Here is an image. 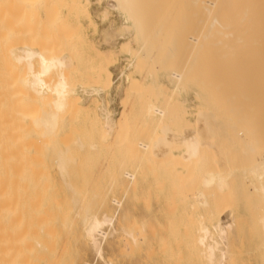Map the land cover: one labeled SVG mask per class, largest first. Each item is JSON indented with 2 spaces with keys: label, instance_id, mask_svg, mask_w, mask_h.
<instances>
[{
  "label": "bare ground",
  "instance_id": "bare-ground-1",
  "mask_svg": "<svg viewBox=\"0 0 264 264\" xmlns=\"http://www.w3.org/2000/svg\"><path fill=\"white\" fill-rule=\"evenodd\" d=\"M135 1L137 0H133V1L132 0H107V2L105 3L106 4L105 6L114 11L116 10L122 13L121 16L123 17L122 18L123 20L120 24H118V29H121V30L123 29L126 30V28L130 29V31L133 32L134 42L135 40L137 42L138 38L141 39L140 42L138 41L137 43L139 44L137 45L138 47L137 48L134 47L135 49L130 45L129 40L120 42L118 46L119 47L118 49H121L127 55H129V60L127 64L126 65L124 64L126 66V67L124 66L125 69L127 71L132 69L135 73H138V76H139L143 73V72L141 73V71L143 69L145 70L149 63H152L150 61L152 60L151 59L152 56L151 55L149 56L150 51H148L149 50L148 48L151 47L150 45H153V44H150L149 39L150 38L152 39L153 36L159 37L161 35V32H160L161 28H158L160 27V25L158 24L159 25V26L157 25L158 29H156V31H153V35L149 36L150 37L149 39L147 38L148 37L147 35H150L151 33L150 34L148 33L151 31H149L148 29L147 30L149 32L147 31L146 35H144L145 36L144 38L142 36H139V30H140V26L143 20H141L140 17L137 16L138 19L141 20L139 21L137 17H135L136 14H134L135 16H133L132 13L130 12V9L133 12L132 6L135 5L134 3ZM173 2L175 3V1ZM88 3H89V0H0V264H63L62 260H65L64 252H65L66 240L69 235V229L71 227V224L74 218L75 208H79V210L81 209V212L83 213L82 221L84 222V229H83V234H82V240L94 251L97 257L101 258L102 252H103L102 242L105 240L106 235H107V233L103 230V226L112 224L115 215H117L120 208L122 207L123 201L128 199L130 193L136 191L137 189H141L143 191L149 190V187L147 188L143 186L145 184L144 182H145V177H146L144 165H146L147 168H150V166L151 165L153 166V164L157 166V168L159 167V169H161L162 172H165L166 174H168L166 176H170V175L180 176L183 181L176 179V182H179V183L181 181L182 183L184 182L183 185H179L182 188L187 186L185 182H188V183L195 182L196 183V181H197V184L200 182L201 184L199 185H201L203 188V189H196V187L194 186L195 190L194 188H192L193 190L191 191L190 194H187V195L185 193H184L185 195L183 194L185 198L187 197L188 199L186 202V205L191 209L192 207L193 209L194 207H196V209L198 208V213H195L193 209H192L193 213L191 214H188V213L184 214L182 212L183 214L181 215V218L183 219H181L180 222L178 224H175L173 227L171 226V230L168 231L169 234H173L174 236L175 235L180 236L179 232L181 231L183 232L182 237H187L188 241L189 239L192 240L193 238L194 240L190 241L189 242L190 244L188 242L187 243L189 244V246L192 245L194 246V248H197L198 255L196 256L199 257L202 264H236L235 263L236 257H233L235 256V254L232 252L230 253V248L228 249L229 243H231V241L229 240H230L231 235L236 234V232L237 233L239 232V229H238L239 223L237 220L244 219V221L243 220L242 221L246 222L250 219V222L254 221L253 216L252 218L249 217V219L246 218L248 216L247 210H249L248 208H250L248 207V204L251 201L250 198L252 197H258L259 201H257L258 205L256 206V210H255V207H253L254 211L252 208H251L252 211L249 210L251 212V214L249 213V215H252L253 213L256 212L255 214V219L257 220L256 223L260 225V227L258 228L259 229L261 228L260 230H262L264 234V145H262L264 143V141H262L264 140V138H262L264 136L263 134L264 128L263 129L260 128L264 126L262 125L264 122L261 123L262 121H264V113H262V111L259 108V111L261 112V114H259L260 112L257 111L258 110L257 108L253 109L251 108V105L246 104V100L248 99H244V97H246L247 95L246 92L248 91L246 90H245L246 92L243 91L244 88H246V85H243V84H245L246 82L241 84L243 86L241 87L243 89L241 91L242 93L238 91V90H241L240 87H238V90L235 87H233L234 85L235 86L238 85L237 83H240L241 81L243 82V80H246L247 77L249 78L250 74L254 76L257 75V77L261 76L257 80H256V77L252 76L253 77L252 81L255 78L256 82L254 81V83L257 84V88L260 87V89L262 90L258 92H260L259 94H263V97H264V0H189V1L187 0L188 5L186 4V0H185V4L187 5L186 7L191 8V10L187 9V11H190V12H187L189 14L187 15V18H185V20L187 19V22H183V23H186L183 26L184 27L187 26L188 31L184 30V32L186 31L187 34L184 33L183 35H185L186 37L184 36V38L182 39H180L181 37H179L178 39L180 41L184 39V41H181L180 43L184 42L183 44H186L187 42V45L189 44L190 46L191 45L192 46L190 47L188 45V47H190L191 49H187L186 47H184L187 49L186 51L189 50V52H187L188 54L186 53V55H189V57L187 56L188 60L186 61V67L183 68L185 63L182 62L183 66L180 63L181 71L179 70L180 72L178 73L173 72L171 73L172 75L169 74L170 76H168L167 78L168 80L169 79L171 80V82L169 83H171L173 87L170 86V87H167V89L165 90H162V91L160 90L162 86L160 87L159 81L156 80V75H153L154 70H156V68H153V67L151 68V69H154L152 70L153 73L151 75H153L155 79L149 78V82L147 83L146 81L144 85L142 84V81L139 78L133 77L131 75L132 73L125 74L124 72L125 70H122V74L125 75V81L127 82V90H128L127 92L129 93L128 95L126 92L125 95L127 94V96H130V94L138 90V89L135 90L136 88L140 89V87L142 86L144 94L142 92L136 95H139L138 96L139 99L142 94L143 96L145 95V98H146L144 106H139V107L143 108V111L141 108L142 119H143L142 121H144L143 124L146 123L150 127V128L147 127L148 129H150L149 131L150 132L149 134H151L150 138L152 137L154 138L155 135H158V136L163 135V136H160V138L157 136V139L151 142V139L149 140V134H148V139L146 138V134H145L144 138H146L150 142L139 141L137 142V146L135 148L131 146L133 149L136 150L135 152L138 153V156H136V159H135L136 160L135 163L130 164L127 167L122 166L121 169L119 167L120 165L119 164L117 167L120 169V171H117L119 169L114 168L116 170L117 177L114 178L113 182L118 187L121 188L122 193L119 197L111 198V203L115 206V208L112 211H104L100 215L89 214L88 211L91 210V206H90L91 204L89 205L85 203L84 207L89 206L90 208L88 211L81 206V203L79 202V198L83 196V191H84L83 185L74 184L72 182V174H71L72 172L70 171L69 173V171L67 170L68 168L67 162L70 161V157H71V154L69 153V151L72 149V148L70 149V147L72 146L71 142L73 143L75 142L76 144H78L79 147H82V143L79 139L77 138L75 140L69 139L72 133L71 130L74 129V127H72V125L74 124L71 125L72 120L75 118L76 114H78L77 113L78 109L82 107V106H79V105H82L78 97L79 92L75 90L76 85L75 87L73 86V84H75L77 80V79L75 80V77L77 76H73L75 74L73 69L79 68L80 70V66L78 65L79 64L78 61H80L79 60L80 56L78 59L77 58L78 56L75 54L77 53L76 49H75L76 52L74 53V55L71 54L73 53L72 52L73 50H70L71 53L69 51L70 47L73 44L71 40L74 39V38L71 39L72 37L71 35H73L74 33V32L71 33V29L73 27L71 28L69 26L70 30L67 29V27L65 26L66 23H64L65 21L63 22L64 18L63 17L61 18L60 14H58L59 11L56 12L60 6L62 7L65 6L64 8H67L68 15L69 13H71L73 17L78 16V15L85 16V18L88 19V22L90 24L91 18H90V14L88 11ZM183 3L184 2H182V4ZM182 4L179 5L178 3L179 5L178 6L175 3L176 9H178ZM185 4L183 5V7L185 6ZM150 5H152V3ZM166 5L168 4H165L163 7H165ZM172 8L169 7L168 10L172 11L171 10ZM161 10H163V8H161ZM168 10H166L167 13L163 15H169ZM174 10H175V7H174ZM40 11H44L43 21H41L42 18L40 15ZM101 11H102V17H103V15L106 12V8L102 9ZM174 12L177 13L176 10ZM180 12H181V9L178 13L180 14ZM156 14L157 13H155V15ZM105 15L104 17H106ZM155 15L153 14V16ZM139 16H141V14ZM171 16L173 15L171 14ZM180 17L181 16H179V18ZM60 18L62 19V22ZM166 19L167 18H165V20ZM175 19H176L175 22L177 23L178 18H175ZM42 22L44 24H42ZM139 22L141 24H139ZM146 22L148 23V21ZM40 23L42 25H39ZM156 23L158 22L156 21ZM55 24H56L55 27L57 28H54L56 29V32L55 30L53 32V28L51 26ZM57 24H60V25L57 26ZM161 24L163 23L161 22ZM45 25L48 27L50 31L49 33L50 35L54 36L57 34L59 36H62V35L65 36L66 34H64L63 32H65L66 30V33L68 32L71 33V34L68 33L71 37L69 38L68 37L69 35H66L67 39L63 37L64 38L63 40L62 37L60 38L57 35L54 36V39L53 37L51 38L49 35V38H48L46 34L47 31H45L47 28L44 27ZM78 25L77 27H79ZM61 29H64V30H61ZM39 30L41 32H39ZM43 30L45 31V34L47 37L46 39L43 38V35H44ZM166 30H165L164 36L166 34ZM78 33L80 32L78 31ZM74 34L80 37L79 34H76V32ZM75 35L73 36L75 37ZM124 35H126V33ZM40 36L43 39V41H41L42 39L40 38ZM83 36L80 37L81 39L77 38V41L78 39H80L81 41ZM68 38L70 42L68 41ZM57 39L59 40L61 39V40L58 41ZM147 39L149 40L148 43H147ZM185 39H186V42H185ZM26 40H27V43L25 42ZM52 40L53 41L57 40L54 42H59L61 44L59 43L54 44ZM13 41L15 43H13ZM38 41L39 42L41 41V43H39ZM67 41L69 42V45ZM16 42L17 44L19 42L21 45L18 44L19 45L18 47L12 49V47L16 45ZM157 42L160 43V41H157ZM28 43L30 44L27 45ZM31 43L34 46H32ZM64 43H66L69 46L68 47L65 44L66 48H69V49L66 50V48H63ZM70 43L72 44L70 45ZM78 43L79 41L77 42V45L74 44L73 48L71 49H74L75 46H78L79 45ZM148 44L150 45L148 46ZM179 46H181V44ZM174 47L176 48L177 45L176 46L174 45ZM78 48H80L81 50V47H78ZM182 48H183V45H182ZM151 49L154 50L153 47H151L150 50ZM63 50H65V52L62 53L61 51ZM94 50H95L94 53H96L97 49H94ZM173 50L175 51L174 48ZM102 51L98 52L96 55L92 52L95 57L99 55L97 58L98 63L95 64L96 62L94 63L93 61L94 66L91 65L94 67L92 68L94 70L92 71L93 74L89 76L86 74L87 77L83 78L84 77L83 76L77 80L82 85L80 86L81 87L80 93L83 95L89 96L91 94H95L98 96L100 95L101 92L107 89L109 90L110 84L112 82L110 79V71L108 70L109 67L107 65L108 63L110 64L111 60L114 61V59H111V54H110L113 51H111V49L110 50L107 49V51L105 52H102ZM78 52L80 53L81 51H78ZM159 52L161 53V51ZM83 53H85V51H83ZM166 53L168 54V52ZM172 53H173L172 56L176 57L177 52L176 53L172 52ZM112 54L114 55L115 53L113 52ZM155 55L157 56L158 53ZM186 55L184 57H186ZM85 56H83L82 58H84ZM94 56L93 57L89 56L88 59L94 58ZM156 56L154 57L158 58L160 54L158 55V57ZM75 57L78 59L76 60L78 64L73 61L74 60L73 58ZM155 60H158V59H155ZM218 60H219V65L221 64V67H222L219 71V73L222 72L220 76H218L219 74L215 70L217 67L212 68L214 67L213 63H215ZM225 60H227V62ZM228 60L230 64H232V62L235 63L239 61L240 62L242 61L241 63L243 64L239 63L240 64L239 65L236 63V65L234 64L232 65V67H230L227 65ZM251 60L252 62L254 60L253 65H256L254 66L255 68L251 65H248L252 63L250 62ZM178 61H181V60L178 59ZM221 61L222 62L225 61V62L221 63ZM246 61L250 63L246 64L247 63ZM74 63L77 64L76 68H74L75 67ZM87 63H88V60L86 64L84 65L90 66V64L87 65ZM164 63H166V61ZM95 65H96V68H95ZM161 65L163 64H160V66ZM91 66H90V69H91ZM250 66H251L252 71H249ZM227 67H230V69H228ZM177 68L179 69V66ZM211 68L214 71H212ZM259 68H260V71H259ZM226 69L230 71L229 73L231 74L232 78L234 75H236L237 77L238 75H240L241 79L242 77H246V78L243 80H238V78L235 77L236 82L234 83L233 79L230 77V74L227 72L228 73L227 75V73L225 72ZM79 70L76 69V71H79ZM203 70L205 74L203 73ZM247 70L249 72H246ZM90 71H88L89 72L88 74H90ZM150 71H148V73H151ZM199 72L201 74V77L197 75L199 74ZM224 72L226 73L225 75L223 74ZM202 73L204 76L202 75ZM208 73L210 74L208 76H211L212 74L213 75L211 77H207L206 75ZM187 74L188 75L192 74V76L189 75L192 78L190 79L192 82L194 80L193 78L195 77L197 78V76L198 78H202L204 82H206L205 80H207V78L212 79L214 82L217 83L216 87L218 88H222L223 86L225 87V88L223 87L224 89L222 88V90H223V93H227V94H223L222 92H220L222 96L223 95L225 96V97L223 96L224 99L221 96L220 100L223 101L226 99V95L232 94L229 97H230V100H234L233 101L234 106L232 105L233 104L232 101H230L231 103H229L231 106L229 104L228 105L230 107L237 106L236 108H238V106L239 107L242 106L241 108L243 109L238 108L237 111H236V108H234L235 110L231 108V110L229 111V113L231 112L230 114L226 111L230 115V117L229 115H227V113H226V116L231 118V125L228 126V128L229 127L232 128V133L230 132L231 134L225 137L224 140L221 139V141L223 142L225 141L224 143L222 142L223 144H220L219 142L221 141H218L221 135L219 131L216 130L217 127L213 129V132H212L213 134L211 135L212 139H210V137L209 139L205 137L206 136L205 134L209 135L210 133L208 131L210 130L208 127L209 124H211L213 121V118L216 117L214 116V113H213L215 109L214 110L212 109L211 111L212 107L211 108L209 107L210 108L209 110L212 112L210 115L209 114L204 115V113H201L199 115L200 113L199 111H198V114L196 113L197 115H199V117L197 116L198 120L196 122H199L200 120H202V122L204 123L202 124V126H199L200 124L199 125L197 124L198 125L197 127L189 128L187 127L188 125L186 124L185 126L181 127L180 130L176 127L175 129L169 128L170 126L169 121H171L170 124L177 125L182 120L181 118L176 116L177 114L179 113L189 114L191 111V110L189 111V109L187 110L186 109L187 107L186 108L181 107L180 109H177V107L180 105L179 101L181 100V98L180 100L177 98V95L179 93L181 95V92H184L183 90L181 91V82L183 81L182 84L185 86L186 84L184 83L189 81L188 78H190V77H187L188 76ZM245 74H247V76ZM214 75L215 76L217 75V77L221 79H218ZM185 76L187 78H185ZM148 77H150V75ZM198 78L194 80V83L196 80H198V84L201 83L199 82L200 79ZM223 78L225 79L223 80ZM231 79L233 83L230 82ZM142 80L145 81L144 78ZM184 80L186 82H184ZM219 80L220 81L223 80L224 83L222 81L220 82ZM72 81H74V83H72ZM172 81L174 84H172ZM210 81L211 80L209 81L207 80L208 85L207 83L205 84L207 88L208 86H211L212 83H214L213 81H211V84H210L209 83ZM204 82H202V84H204ZM252 83L249 84L248 87H250ZM255 84L253 86H255ZM84 85H87V87H83ZM195 85L197 87V82ZM213 85H215V83ZM199 87H200L199 89L202 88L201 84ZM216 87L212 86V88H216ZM226 87L227 88L229 87L230 89H226ZM248 87L246 89H248ZM196 89L197 88H195V90ZM209 89H210V92L207 89L208 93L206 92V90L204 93L212 95V96H209V95L204 96V94L202 93L204 97L202 96L203 97L202 101H200L201 99L198 100L200 101L199 104H202L204 106L205 105L209 106L208 104L211 103L212 98L214 99V100L212 99V104L217 105V103H213V101L220 102V100L218 99L220 97L217 98L218 100H215L216 99L215 96L219 95L218 93L221 89L219 90L217 89L213 90L211 88ZM193 90L194 89H192L191 91ZM211 90L213 91V93H215L216 91L218 93L217 94L215 93V96H214V94L211 93L212 92ZM224 90L226 91L229 90V91L224 92ZM249 91L251 93V89ZM252 94H255V92L253 91ZM194 95L195 96L193 97H195V99L196 97L199 98V96H201L198 91L197 92L194 91ZM238 96H240L239 98L241 101L239 100ZM229 97H227V99ZM255 97L256 95H254V98ZM259 97L260 96L256 97L258 101L255 99L256 103L254 104L255 106L262 107L261 106L262 104L264 106V100H263L264 98L261 95L262 100H263L262 101L261 99L259 100ZM251 98H253V95L251 96ZM235 99L239 100L240 103L239 101ZM252 100L253 99L250 100L251 104L254 102V101L252 102ZM89 101H91V98ZM259 101H261L262 104ZM242 102L244 104H241ZM91 103H93L94 105L96 103V100L93 98ZM102 103H105V101ZM180 103H183V102L180 101ZM225 103L226 102L223 101L222 104L224 105H222L221 103L219 104L223 107L225 106ZM205 107L204 109H206ZM226 107L228 108V106L226 105L224 107L225 110H227ZM96 108L98 107H95V110ZM221 108L219 106V108H216V109L221 110ZM248 108H250L253 112ZM132 110L133 109H131V111ZM241 110H242V113H240ZM247 110H250V111H247ZM100 111H101V114H98V116L101 117L100 118L101 120L99 119L101 130H98V131L99 132L101 131V133L105 136L111 133L112 135L114 134L117 135V132L119 131V129L124 128L128 124V123L126 124L127 121H126V117L124 118V116H122L121 119L115 122L112 117L113 111L108 110L106 107L105 108L100 107ZM139 111L140 110H138V112ZM245 111L250 114H248L247 116ZM122 112L123 111H121V113ZM121 113L119 115H121ZM257 113L261 117L258 116ZM219 116H221V113L219 114ZM252 116L253 118H251L250 119L251 121H249L248 118ZM254 117L255 118L257 117L258 119L259 118L260 119L258 120L256 118L255 120ZM224 118L222 119V122L224 121ZM133 119H135V117H133ZM225 120L230 121V119H227V118ZM252 121H254L253 124L256 123V125H252ZM258 122H260L261 124L260 126H258L259 124L257 125ZM213 125H211V128ZM215 125H219V124L215 123ZM138 126H140V123L138 124ZM253 126H255L257 130L258 128H260L261 130L260 129L258 130L260 133L256 131ZM223 127L225 128L226 125L224 124ZM142 129L140 130V133L141 131L142 133H145L143 132ZM124 131H123V134H124ZM101 133H100V136H101ZM222 133H225V130H222ZM259 135L261 136L262 139H260ZM118 137L120 138V136ZM88 140H89V137H88ZM61 142H63L64 144L62 143L63 147L60 149L58 144ZM161 143L164 145V147H160L159 144ZM105 144L106 143H104L103 145L105 146ZM56 145L59 148L58 150H55L56 159L53 161V164H50V165L46 164L44 161L45 151L52 149V148L54 149ZM90 146L93 149H95L96 147L95 144H91ZM174 147H177V150H173ZM225 147L229 148V150L227 148H226L227 150H225L228 153L223 151ZM131 151L134 154V150H131ZM89 152L87 153V155L89 154ZM98 152L99 151L97 149L96 153ZM120 156H122V154ZM148 158L153 160L152 162L153 164H149L148 163L149 161L145 163V161L148 160ZM114 163H116V161ZM232 164L234 165L235 168L232 167L233 166ZM54 167L58 170L59 183L61 182L62 185L65 187V190L68 193L67 196L60 195L61 188L57 187L58 182H56V180L54 181V179L52 178L51 168H54ZM123 167L124 169H122ZM225 167H229V168L232 167V169L228 171L229 169L228 168L226 171ZM114 169H113V172H114ZM153 174L152 176H154ZM180 177L178 178L180 179ZM168 178H172L173 180V177L171 176ZM160 183L157 182L155 183L154 186L155 187L159 186ZM171 183L172 182H170L169 184ZM172 185L174 186V181ZM179 186H174V189L178 190ZM169 187H171V185ZM174 189L172 190L171 188L170 189L172 190L171 192H173ZM94 193H97V192H94ZM102 193H103V190H102ZM176 193H178V191H176ZM179 193H181L180 190H179ZM182 193H183V189H182ZM76 197H78V199ZM83 198H85V196H83ZM258 198H256L255 200H258ZM90 199L94 200V197ZM252 201H253V198H252ZM94 202L95 201H93V203ZM251 204L252 203H250L249 206H251ZM241 206H243V210L242 211L240 210L241 211L240 212L237 210L236 207H239L241 209ZM245 218L247 219L246 221H245ZM251 219L253 221H251ZM243 222H242V226H243ZM252 224L255 225L254 223H251V225ZM247 226L249 227L247 228V230L249 231L251 229V226L249 225ZM252 228H256V226L255 227L253 226ZM244 230L246 231V229ZM256 230L258 229L256 228ZM250 231L252 232V229ZM140 233H142V231H140ZM122 234H125V236L130 237V238L132 237L130 232L124 231V233ZM142 237L143 236L141 235V238ZM256 237L258 238L259 236L256 235ZM259 238H260L259 239L260 244H258L259 243L258 240H257L258 243H256L257 250H259V253L261 254L259 257L260 259L259 264H264V240L261 241L262 236H260ZM132 241L134 244L135 239L133 237H132ZM163 244L165 245V243ZM256 244H254V246ZM253 247L251 249H253ZM254 249H256V247ZM68 264H74V262H69ZM83 264H89V263H83ZM108 264H112V263L109 262Z\"/></svg>",
  "mask_w": 264,
  "mask_h": 264
},
{
  "label": "rangeland",
  "instance_id": "rangeland-1",
  "mask_svg": "<svg viewBox=\"0 0 264 264\" xmlns=\"http://www.w3.org/2000/svg\"><path fill=\"white\" fill-rule=\"evenodd\" d=\"M133 1V0H132ZM147 1V2H146ZM161 1V2H160ZM173 1H175V3H176V5H178V3H179V5L180 4H182V2H184L178 9H176V5H175V3L173 2ZM173 1H171V0H137V1H135L134 3H135V7L134 6H132L133 7V12H132V10L130 9V12L132 13V15L133 16H135L134 14H136V16L135 17H140V19L141 20H143L142 21V24L139 22V24H141V26H140V30H139V36H142L143 38L145 37L144 35H146V33H147V31L149 30V31H151V32H149L148 34H150V35H147L148 37V39L150 38L149 36H151V35H153V31H156V29H158V28H161L159 31L161 32V35L160 36H162V37H155V36H153V37H155V38H153L152 37V39L150 38L149 40L147 39V43H148V41L150 42V44H153V45H155V46H153V45H150V44H148V46L150 45L151 47H153L154 48V50L153 49H151V50H153V51H151L150 50V48L151 47H149L148 49V51H150V54H149V56L151 55L152 57H151V59L152 60H150L152 63H149L148 64V66H147V68L146 67H144V68H146L144 71L142 70L141 71V75H139L138 76V73H135L132 69V72H131V70H129V71H127L126 69H125V65L127 64V62H128V60H129V55H127L124 51H122L121 49H118L119 47V44H120V42H122V41H125V40H129L130 41V45L134 48H137L138 46L137 45H139V44H137L138 43V41L140 42V40L141 39H139L138 38V40H137V42H136V40H135V42L133 41L134 39H133V32H131L130 31V29H127L126 28V30L125 29H123V30H121V29H118V24H120L121 22H122V13L121 12H119V11H114V10H112V9H110V8H107L105 5V3L107 2V0H89V3H88V11H89V14H90V18H91V21H90V24H89V22H88V19L87 18H85V16H81V15H78V16H74L73 17V15L71 14V13H69V15H68V11H67V8H64L65 6H60L59 8H58V10L56 11V12H58V14H60V16H61V18L63 17L64 19H63V22L64 23H66V27H67V29H69V26L72 28L71 29V33H75L76 32V34H79V36L81 37V36H83L82 37V40L80 41V37H78V35L76 36L74 33H73V35H75V37L73 36V35H69V34H71L70 32H68V33H66V30H65V32H63L64 34H66V35H69L68 37L70 38L71 37V39H73V40H71V42L73 43H70V45L72 44V46L70 47V49L69 48H66V46H68L69 45V38H68V45L66 44V43H64V46H65V44H66V46L64 47L63 45V48H66V50L67 49H69V51L70 50H73L72 52L73 53H71V51H70V53L71 54H73L74 55V53L77 51V53H75L77 56V58L79 59V56H80V61H78L79 62V64L77 63V61L76 60H78L76 57L75 58H73L72 60L74 61V62H76L79 66H80V70H79V68H76V65L77 64H75L74 63V65H75V67L74 68H76L77 70H79V71H76V69H73V71H74V75L73 76H77V77H75V80L77 79H79V78H81V77H83V78H85V77H87V75L89 76V75H91V74H93V72L92 71H94L92 68H94L93 66V64L95 63V64H97L98 62H97V58H98V56L99 55H97L96 57L94 56V54L96 55L98 52H101L102 50H104V51H102V52H105V51H107V49H111V51H113L115 54L113 55L112 53L113 52H111L110 54H111V59H114V61L113 60H111V62H110V64L108 63V70L110 71V79H111V84H110V87H109V90L107 89V90H105V91H103V92H101L100 93V95H95V94H91V95H89V96H86V95H83V94H81L80 93V89H81V87L80 86H82L77 80H76V82H75V84H73V86L75 87V85H76V87H75V90H77V92H79L78 93V97H79V100H80V103L82 104V105H79V106H82V107H80L79 109H78V114H76V116H75V118L72 120V123H71V125L72 124H74V125H72V127H74V129L73 130H71L72 131V133H71V135H70V137H69V139H72V140H75L76 138L77 139H79L80 141H81V143H82V147H79L78 146V144H76L75 142L73 143V142H71V147H70V151H69V153L71 154V157H70V161H68L67 162V170L69 171V173H70V171L72 172L71 174H72V182L74 183V184H77V185H83V189H84V191H83V196H85V198H83V196H81L80 198H79V202L81 203V206L83 207V208H85L87 211L90 209L89 208V206L88 207H84L85 206V203L86 204H91L90 206H91V210H89L88 212H89V214H97V215H100L102 212H104V211H112L114 208H115V206L111 203V198L112 197H119L120 195H121V193H122V190H121V188L120 187H118L114 182H113V180H114V178H116L117 177V174H116V170L115 169H119L117 166L119 165V167H120V169H121V167L122 166H128V165H130V164H133V163H135V159H136V156H138V153L137 152H135L136 150L135 149H133V148H135L136 146H137V142H139V141H145V142H150L149 140L151 139V142L152 141H154V140H156L157 139V136L158 135H155L154 136V138L152 139V138H150L151 136V134H149L150 132V129H148L147 127H149L146 123H144L143 124V122L144 121H142L143 119H142V111H143V108L142 107H139V106H144V103H145V95L143 96V94H144V92H143V89H142V86L140 87V89L139 88H136L135 90H137V91H134L132 94H130V96H127V94L129 95V93L127 92L128 90H127V82L125 81V75H123L122 74V70H125L124 72H125V74L126 73H132L131 75L133 76V77H136V78H139L141 81H142V84L144 85L145 83H146V81H147V83L149 82V78L150 79H153L154 77H153V75H156V80L157 81H159V83H160V90L162 91V90H165V89H167V87H170V86H172L173 87V85H171V83H169V82H171V80L169 79H167L168 78V76H170L169 74H171V73H173V72H176V73H178V72H180L181 71V67H180V65L182 64V62L183 63H185V65L183 66V64H182V66H183V68L184 67H186V61L188 60V57H189V55H186V53L187 52H189V50L188 51H186L187 49H191L190 47L192 46H190L189 44V46L190 47H188V45H187V42H186V39H185V42H186V44H183L184 42H182V43H180L181 41H184V39L183 40H179L178 38L179 37H181L180 39H182V38H184V36L185 35H183L184 33L185 34H187L186 33V31L184 32V30H187L188 31V29H187V26L186 27H184L183 25H185L186 23H183V22H187V19L185 20V18H187V15L189 14V13H187V12H190V11H187V9L188 10H191V8L189 7V8H187L186 6L188 5V3H187V0H186V4H185V0H177V2H176V0H173ZM181 1V2H180ZM189 1V0H188ZM159 2V3H158ZM163 2V3H162ZM168 2V3H167ZM144 4V5H142V4ZM147 3V4H146ZM152 3V5H150ZM154 3V4H153ZM158 3V4H157ZM161 3H162V5H161ZM170 3H172V4H170ZM165 4H168V5H170V6H168V5H166L165 7H163ZM185 4V8L183 7V5ZM150 5V6H149ZM154 5H156V6H154ZM172 5V6H171ZM175 5V6H174ZM178 5V6H179ZM137 6H138V8H137ZM161 6V7H160ZM62 7V8H61ZM106 8V12H105V16L106 17H104V15H103V17H102V9H104V8ZM131 7V8H132ZM167 7V8H166ZM169 7H173L171 10L173 11H170V10H168V8ZM174 7H175V10L177 11V13L180 11V9H181V12H180V14L178 13H175L174 11ZM184 9H183V8ZM61 8V9H60ZM153 10H152V9ZM161 8H163V10H161ZM136 9H138V10H136ZM140 9V10H139ZM183 9V10H182ZM186 9V10H185ZM135 10V11H134ZM155 10V11H154ZM160 10H161V12H160ZM166 10H168V14L169 15H163V14H166L167 13V11ZM67 13H66V12ZM100 11H101V13H100ZM150 11V12H149ZM153 11V12H152ZM163 11H164V13H163ZM44 11H40V15H41V18H42V20L41 21H43V17H44V13H43ZM62 12V13H61ZM130 13V14H131ZM147 13V14H146ZM155 13H157L156 15H155ZM162 13V14H161ZM173 15V16H171V14ZM174 13V14H173ZM93 14V15H92ZM138 14V15H137ZM141 14V16H139ZM143 14V15H142ZM153 14L155 15V16H153ZM183 14V15H182ZM159 15H161V16H159ZM184 15H186V16H184ZM46 16V15H45ZM144 16V17H143ZM163 16V17H162ZM179 16H181L180 18H179ZM184 16V17H183ZM76 17H77V19H76ZM101 17V18H100ZM138 17H137V19H138ZM172 19H171V18ZM174 17V18H173ZM60 18V20H61V22H62V19ZM148 18H150V19H148ZM154 18V19H153ZM160 18H161V20H160ZM162 18H164V19H162ZM165 18H167L166 20H165ZM169 18V19H168ZM175 18H178L177 19V23L175 22L176 21V19ZM183 18V19H182ZM80 19V20H79ZM93 19V20H92ZM174 19V20H173ZM87 20V21H86ZM111 20V21H110ZM139 20V19H138ZM141 20H139V21H141ZM150 20V21H149ZM159 20V21H158ZM184 20V21H183ZM79 21V22H78ZM146 21H148V23L146 22ZM156 21L158 22V23H156ZM165 21H166V23H165ZM170 23H169V22ZM174 21V22H173ZM179 21H181V22H179ZM77 22V23H76ZM91 22H92V24H91ZM161 22L163 23V24H161ZM80 23H81V25H80ZM144 23V24H143ZM150 23V24H149ZM179 23V24H178ZM42 24H44L43 22H42ZM41 23L39 24V25H42ZM79 26V27H77V25ZM154 24H156V25H154ZM160 25V27H158L159 25ZM168 24V25H167ZM60 24H57V26H59ZM68 25V26H67ZM149 25V26H148ZM158 25V26H157ZM56 26V24L55 25H53V26H51L52 28H53V32H54V30H55V32H56V29H54V28H57V27H55ZM75 26H76V28H75ZM144 26V27H143ZM152 26V27H151ZM44 27H46L47 29L45 30V31H47L46 32V34H47V36H48V38H49V33H50V31H49V29H48V27L45 25ZM50 27V28H51ZM82 27V28H81ZM147 27V28H146ZM155 27V28H154ZM158 27V28H157ZM167 27V28H166ZM174 27V28H173ZM185 29H184V28ZM41 28V27H40ZM61 28H62V26H61ZM79 28V29H78ZM152 28V29H151ZM165 28V29H164ZM172 29V31H171V29ZM66 29V28H65ZM148 29V30H147ZM167 29V30H166ZM61 30H64V29H61ZM70 30V29H69ZM68 30V31H69ZM164 30V31H163ZM165 30H166V34H165V36H164V33H165ZM175 30V31H174ZM180 30V31H179ZM37 31H38V29H37ZM44 31V30H43ZM42 31V32H43ZM45 31H44V35H45V37H44V35H43V38L44 39H46L47 37H46V34H45ZM58 31H59V29H58ZM78 31L80 32V33H78ZM123 31V32H122ZM39 32H41L40 30H39ZM126 33V35H124L125 33ZM145 32V33H144ZM168 32V33H167ZM174 32V33H173ZM178 34H177V33ZM62 33V34H63ZM85 33V34H84ZM131 35H129V34ZM171 33V34H170ZM51 34H53V33H51ZM56 34V33H55ZM59 34V33H58ZM123 34V35H122ZM163 34V35H162ZM174 34V35H173ZM176 34V35H175ZM182 34V35H181ZM39 35H40V33H39ZM42 35V34H41ZM57 35V34H56ZM56 35H54V36H56ZM61 35V34H60ZM64 36V35H62V36H59V35H57L58 37H62V39L64 40V38L63 37H67V36ZM128 35H129V37H128ZM166 35H167V37H166ZM54 36L53 35H50V37L52 38L53 37V39H54ZM170 36V37H169ZM57 37V38H58ZM122 37H124V38H122ZM164 37V38H163ZM173 37V38H172ZM186 37V36H185ZM40 38H41V36H40ZM56 38V37H55ZM77 38H80V39H78V41H79V45L78 46H75V47H77V48H75L74 47V49H71V48H73V46H74V44H76L77 45ZM126 38H128V39H126ZM130 38V39H129ZM158 38V39H157ZM176 38V39H175ZM42 39V38H41ZM41 39H39V40H41ZM67 39V38H66ZM123 39V40H122ZM165 39V40H164ZM172 39V40H171ZM29 40V39H28ZM37 40V39H36ZM51 40V39H50ZM49 40V41H50ZM58 41H60L59 39H57ZM57 40H54V41H57ZM155 40H156V42L157 41H160V43H156L155 42ZM164 40V41H163ZM177 40H179V41H177ZM41 41H43V39L41 40ZM41 41L39 42V43H41ZM46 41H48V40H46ZM53 41V40H52ZM53 41V42H54ZM66 41V40H65ZM64 41V42H65ZM75 41V42H74ZM132 41V42H131ZM154 42V43H152V42ZM177 43H176V42ZM26 43H27V40L25 41ZM30 42V41H29ZM33 42V41H32ZM51 42V41H50ZM52 42V43H53ZM163 42V43H162ZM165 42V43H164ZM13 43H15L14 41H13ZM49 43V42H48ZM59 42H54V44H58ZM63 43V42H62ZM156 43V44H155ZM162 43V44H161ZM173 43V44H172ZM178 43H180L181 44V46H179L180 44H178ZM18 44L19 45H21L19 42H18ZM17 44V42H16V45H14V44H12V45H14L13 47H12V49H14V48H16V47H18L19 45ZM30 43H28L27 45H29ZM35 44V43H34ZM59 44H61V43H59ZM167 44V45H166ZM170 44V45H169ZM192 44V43H191ZM31 45H32V43H31ZM30 45V46H31ZM134 45H136V46H134ZM157 45V46H156ZM174 45L176 46L177 45V47L175 48L174 47ZM182 45H183V48H182ZM185 45H187V46H185ZM32 46H34V45H32ZM61 46V45H60ZM69 47V46H68ZM78 47H81V50H80V48H78ZM184 47H186V48H184ZM97 49V51H96V53H94L95 52V50L94 49ZM134 48V49H135ZM158 50H157V49ZM173 48L175 49V51L173 50ZM75 49H76V51H75ZM79 49V50H78ZM87 49V50H86ZM113 49H115V50H113ZM146 49V48H145ZM167 49H169V50H167ZM171 49H172V51H171ZM180 49V50H179ZM117 50H118V52H117ZM179 50V51H178ZM183 50H184V52H183ZM78 51H81L80 53H81V55H80V53L78 52ZM83 51H85V53H83ZM146 51V50H145ZM159 51H161V53L159 52ZM62 53L63 52H65V50H63V51H61ZM68 52V51H67ZM94 54H93V53ZM166 52H168V54L166 53ZM170 52V53H169ZM172 52H174V53H176L177 52V54H176V57H173L172 55H173V53ZM179 52V53H178ZM79 53V54H78ZM88 53V54H87ZM149 53V52H148ZM153 55H152V54ZM158 53V55L160 54V56L158 57V55L156 56L155 54H157ZM184 53H185V55H186V57H184L185 55H184ZM91 54V55H90ZM93 54V55H92ZM167 54V55H166ZM182 54H183V56H182ZM188 54V53H187ZM190 54V53H189ZM73 55H72V57H73ZM87 56V58H86V56ZM165 55V56H164ZM83 56H85L84 58H82ZM89 56H94V58H91V59H88L89 58ZM116 56V57H115ZM154 56H156V57H158V58H155ZM169 57V58H167V57ZM174 56H175V54H174ZM188 56V57H187ZM113 57V58H112ZM183 57V58H182ZM128 58V59H127ZM158 59V60H155V59ZM172 58H173V60H172ZM182 58V59H181ZM187 58V59H186ZM95 59V60H94ZM164 59V60H163ZM170 59V60H169ZM178 59H180L181 61H178ZM87 60H88V63H87V65L88 64H90V66L91 65H93V66H91V69H90V66L88 67V66H86V65H84V64H86V62H87ZM92 60V61H91ZM153 60H155V61H153ZM172 60V61H171ZM185 62H184V61ZM90 61V62H89ZM93 61H94V63H93ZM160 61V62H159ZM166 61V63H164ZM226 62H227V60H225ZM224 61V62H225ZM257 61V60H256ZM255 61V62H256ZM91 62H92V64H91ZM169 62H171V63H169ZM178 64H177V63ZM224 62H222L221 61V63H224ZM242 62V61H241ZM240 61L239 62H235V63H233L232 62V64H230L229 63V60H228V66H230V67H232V65H236V63L237 64H239V63H241ZM243 62H245V61H243ZM247 62V61H246ZM250 62H252V60L250 61ZM250 62H247L246 64H248V63H250ZM181 63V64H180ZM253 63H254V60H253V62L252 63H250V64H248V65H251V66H256V65H253ZM81 64V65H80ZM125 64V65H124ZM156 64V65H155ZM158 64V65H157ZM160 64H163V65H161L160 66ZM218 64V65H217ZM241 64H243V63H241ZM245 64V65H246ZM257 64V63H256ZM258 64H259V62H258ZM226 65V64H225ZM240 65V64H239ZM247 65V66H248ZM125 66V67H124ZM179 66V69L177 68ZM213 66L214 67H212V68H218V70H217V68L215 69L217 72H218V76H220V74L222 73V72H220L219 73V71H220V69L222 68L221 67V64L219 65V60L218 61H216L215 63H213ZM251 66H250V70L249 71H252L251 70ZM78 67V66H77ZM82 67V68H81ZM156 68V70H154V69H151V68ZM230 67H227L228 69H230ZM249 67V66H248ZM85 68V69H84ZM95 68H96V65H95ZM177 68V69H176ZM211 68V69H212ZM255 68V67H254ZM91 71H90V70ZM253 69V68H252ZM83 70V71H82ZM151 70V71H150ZM152 70H154V74L153 75H151L152 73H153V71ZM180 70V71H179ZM202 70V69H201ZM76 71V72H75ZM88 71H90V74H88L89 72ZM121 71V72H120ZM148 71H150L151 73H148ZM155 71H156V73H155ZM212 71H214L213 69H212ZM222 71V70H221ZM248 70L246 71V72H249ZM259 71H260V68H259ZM133 72H134V74H133ZM201 72V71H200ZM200 72H199V74H197L199 77H201V74H200ZM210 72H211V70H210ZM226 73L228 72H230V71H228L227 69H226V71H225ZM223 73L224 75L226 74V73ZM245 72V73H246ZM203 73L205 74V72H204V70H203ZM203 73H202V75H203ZM228 73H227V75H228ZM87 74V75H86ZM193 74V73H192ZM192 74H189V75H191L192 76ZM215 74V73H214ZM230 74V73H229ZM239 74V73H238ZM237 74V75H238ZM244 74V73H243ZM150 75V77H148ZM172 75V74H171ZM188 75V74H187ZM187 76V77H190V76ZM194 75V74H193ZM196 75V74H195ZM208 75H210L209 73L206 75L207 77H211V76H208ZM232 75H234V74H232ZM246 76H247V74H245ZM249 75V74H248ZM251 75V76H250ZM249 75V78L250 77H256V80L257 79H259L260 77H257V75L256 76H254V75H252V74H250ZM198 76H197V78H198ZM204 76V75H203ZM202 76V77H203ZM205 76V77H206ZM215 76V75H214ZM223 76V75H222ZM186 76H185V78H187ZM193 77H195V76H193ZM206 77V78H207ZM215 77H217V75L215 76ZM214 77V78H215ZM230 77L232 78V76H231V74H230ZM238 78V80H243V79H245L246 77H242V79H241V77H240V75H238V77L236 76V75H234L233 76V82L235 83L236 81H235V79L236 78ZM253 77L252 78H246V80H243V82L241 83H237L238 85H240V86H238V85H231V86H233V87H235L237 90H238V87H243L241 84H243L244 82H246L245 84H243V85H246V88L249 86V84H251L252 82V85H250V87H248V89L250 88L251 89V93H250V89L248 90V89H246V88H244V90L241 88V90H238L239 92H241L242 90L244 91V92H246V91H248V92H246V97H244V99H248V100H246V104H249V105H251V108H257L258 110L257 111H259V108H260V110L262 111V113H264V106H263V104H262V102L261 101H259L261 104H259V105H261L262 107H259V106H255V104L254 103H256V101H255V99H256V97H258V96H260L259 97V100L261 99L262 100V97H263V94H259L260 92H258V91H262L261 89H260V87L259 88H257V84H255L254 83V81L256 82V80H255V78H254V80L252 81V79H253ZM144 78L145 79V81L144 80H142V79ZM196 77L195 78H193L194 80L195 79H197ZM204 78V77H203ZM218 78V77H217ZM216 78V79H217ZM73 79H74V77H73ZM155 79V78H154ZM190 79H192L191 77L190 78H188V80L189 81H187V79H186V81L184 80V82H186V83H184V84H186L185 86L182 84V82H181V91L183 90L184 92H181V95H180V93L178 94L179 95V97H178V95H177V98L180 100V98H181V102H183V103H180V101H179V106L177 107V109H180L181 107H187L186 109L188 110L189 109V111L191 110L192 111V113H191V111H190V113L189 114H184V113H179V114H177L176 116L177 117H179V118H181L182 120L177 124V125H175V124H170L171 123V121H169V128L170 129H175V127L176 128H178L179 130H180V128L181 127H183V126H185L186 124L188 125L187 127H191V128H194V127H197L199 124V126H202V124H204L203 122H202V120H200L199 122H196L197 120H198V117H199V115L201 114V113H204V115H207V114H211L212 112V109L214 110L215 109V111H213V113H214V116H216V117H214L213 118V121H212V123L211 124H209V129L210 130H208L210 133H209V135L208 134H205L206 136V138L207 139H209V137H210V139H212L211 137V135L213 134L212 132H213V129H215L216 127V130H218L219 131V133H220V135H221V137L218 139V141H221V139H223L224 140V138L225 137H227V136H229L231 133H232V128L231 127H229L228 128V126H230L231 125V118H229L230 117V113H229V111L231 110V108L232 109H234V108H236V107H230L231 105L229 104V103H231L230 101H232V103H233V101L234 100H230V97L229 96H231V95H226V99L225 100H223L224 102H226L225 103V106L227 105L228 106V108L226 107V109L227 110H225L224 109V107L225 106H221L219 103H223V101L222 100H220L221 99V96H222V94H220V92H222L223 93V90H222V88L224 87L223 85H225V84H223L222 86V88H218V87H216L217 86V83L216 82H214L212 79H210V78H207V80L209 81V80H211V81H213L214 83H215V85H213L214 83H212V85L211 86H208V88L206 87V83H207V85H208V82H207V80H205L206 82H204V80L202 79V78H198V79H200L199 80V82H201V83H199L198 84V80H196L195 81V83H194V80H193V82L190 80ZM215 79V80H216ZM218 79H221V78H218ZM225 78H223V80H224ZM226 79H227V77H226ZM232 79H231V81L230 82H232ZM248 79V80H247ZM74 80V81H75ZM168 80V81H167ZM183 80V79H182ZM201 80H203V81H201ZM223 80H221L222 82H223ZM237 80V81H238ZM74 81H72V83H74ZM190 81H191V83L193 84H191L190 83ZM211 81L209 82L210 84H211ZM220 81V80H219ZM220 81V82H221ZM251 81V82H250ZM144 82V83H143ZM196 82H197V87H196ZM202 82H204V84H202ZM232 82V83H233ZM249 82V83H248ZM78 83V84H77ZM190 83V84H189ZM219 83V82H218ZM224 83V82H223ZM227 83V82H226ZM229 83V82H228ZM172 84H174L173 83V81H172ZM200 84H201V89L203 90H201V89H199L200 87ZM222 84V83H221ZM220 84V85H221ZM231 84V83H230ZM248 84V85H247ZM255 84V86H253ZM77 85H79V86H77ZM199 85V86H198ZM219 85V84H218ZM206 88H205V87ZM212 86L213 87H216V88H212ZM255 87V88H253V87ZM83 87H87V85H84ZM166 87V88H165ZM172 87H171V89H172ZM182 87H183V89H182ZM194 87V88H193ZM164 88V89H163ZM195 88H197L196 90H195ZM209 88H211V89H217V90H219V89H221L220 91H219V93L216 91L215 93L217 94H219L218 96H215V93H213V91L211 92L212 94H214V96L216 97V99L215 100H220V102L218 103V102H216V101H213V103H217V105L216 104H212V99H211V103H209L208 105L209 106H207V105H202V104H199V102L200 101H202V98L205 96V95H209V94H205L204 92H205V90H206V92L208 93V90H209V92H210V89ZM225 88V87H224ZM223 88V89H224ZM239 88V89H240ZM170 89V88H169ZM169 89H168V91H169ZM185 89V90H184ZM192 89H194L193 91H191ZM199 89V90H198ZM208 89V90H207ZM226 89H230L229 87L227 88L226 87ZM233 89V88H232ZM231 89V90H232ZM252 89H253V91L255 92V94H252L253 93V91H252ZM260 89V90H259ZM235 90V89H234ZM246 90V91H245ZM257 90V91H256ZM124 91V92H123ZM194 91H198L199 93H200V95L201 96H199V98L198 97H196V99H195V97H193V96H195L194 95ZM200 91H202V92H200ZM226 90H224V92H225ZM229 91V90H228ZM228 91H226V92H228ZM236 91V90H235ZM237 91V92H238ZM127 92V94L125 95V93ZM143 92V94L141 95V97H140V99H139V95H136V94H140V93H142ZM230 92H232V91H230ZM229 92V93H230ZM234 92V91H233ZM258 92V93H257ZM106 95H105V94ZM108 93V94H107ZM202 93L204 94V96L202 95ZM242 93V92H241ZM263 93V92H262ZM123 94H124V96H123ZM191 94V95H190ZM223 94H227V93H223ZM244 94V93H243ZM243 94H242V96H243ZM249 94V95H248ZM187 95V96H186ZM253 95V98H251V96ZM254 95H256V97L254 98ZM261 95H262V97H261ZM93 96V97H92ZM104 96V97H103ZM106 96V97H105ZM133 96V97H132ZM186 96V97H185ZM203 96V97H202ZM209 96H212V95H209ZM224 96V95H223ZM222 96V97H223ZM184 97V98H183ZM193 97V98H192ZM201 97V98H200ZM214 97V98H215ZM218 97H220V98H218ZM225 97V96H224ZM224 97H223V99H224ZM227 97H229L228 99H227ZM240 96H238V98H239ZM248 97V98H247ZM250 97V98H249ZM83 100H81V99ZM90 98H91V101H89L90 100ZM95 99L96 100V103L93 105V103H91L92 102V99ZM106 98V99H105ZM123 98V99H122ZM142 98V99H141ZM189 98V99H188ZM198 98V99H197ZM218 98V99H217ZM237 98V97H236ZM264 98V97H263ZM103 99V100H102ZM128 99V100H127ZM193 99V100H192ZM201 99V100H200ZM242 99V98H241ZM251 99H253L252 100V104H251V102H250V100ZM123 100V101H122ZM185 100H186V102H185ZM198 100H200V101H198ZM214 100V99H213ZM228 102H227V101ZM235 100H237V99H235ZM239 100H240V98H239ZM239 100H237V101H239ZM243 100V99H242ZM257 100V99H256ZM264 100V99H263ZM262 100V101H263ZM105 101V103H102V102H104ZM132 101V102H131ZM241 101V100H240ZM240 101H239V103H240ZM258 101V100H257ZM83 102V103H82ZM89 102H90V104H89ZM100 102V103H99ZM244 102V101H243ZM241 103V104H244V103ZM134 103H135V105H134ZM139 103V104H138ZM258 103V102H257ZM105 104V105H104ZM197 104V105H196ZM230 106H229V105ZM241 104H240V106H241ZM196 105V106H195ZM202 105V106H201ZM222 105H224V104H222ZM233 106H234V103L232 104ZM258 105V104H257ZM201 106V107H200ZM215 106H216V108H219V106H220V108H221V110H222V112H221V110L220 109H218V110H220V111H218L216 108H215ZM244 106V105H243ZM95 107H98V108H96V110H95ZM100 107L102 108V107H106L108 110H112L113 112V115H112V117H113V119H114V121L115 122H117L119 119H121V117L122 116H124V118L126 117V126L124 127V128H122V129H119V131L117 132V135L116 134H114V135H112V133L111 134H109V135H103L102 133H101V131L99 132L98 130H101L100 129V116H98V114H101V111H100ZM136 107V108H135ZM139 109H138V108ZM204 107L206 108V109H204ZM211 108V111L209 110L210 108ZM242 107V106H241ZM241 107H239L238 106V108L240 109ZM245 107H246V105H245ZM141 108H142V111H141ZM208 108V109H207ZM238 108H236V111H237V109ZM131 109H133L132 111H131ZM201 109V110H200ZM205 110V111H203V110ZM225 111H224V110ZM241 109H243V108H241ZM247 109V108H246ZM248 109H250V108H248ZM138 110H140L139 112H138ZM197 110V111H196ZM216 110H217V112H216ZM235 110V109H234ZM251 110V109H250ZM250 110H247V111H250ZM121 111H123L122 113H121ZM198 111L200 112L199 113V115H197L198 114ZM224 111V112H223ZM229 113H227V112ZM252 111V110H251ZM256 111V112H257ZM137 112H138V114H137ZM219 112V113H218ZM246 112V111H245ZM245 112H243V113H245ZM253 112V111H252ZM251 112V113H252ZM260 112V111H259ZM121 113V115H119ZM123 113H125V114H123ZM197 113V114H196ZM216 113V114H215ZM218 113V114H217ZM221 113V116H219V114ZM223 113H224V115H223ZM226 113H227V115H229V117L228 116H226ZM240 113H242V110L240 111ZM255 113V112H254ZM88 114V115H87ZM96 114V115H95ZM123 114V115H122ZM246 114H247V116H248V114H250V113H248V112H246ZM245 114V115H246ZM258 114V113H257ZM259 114H261V112L259 113ZM258 114V116H260ZM137 115V116H136ZM140 116V118H139V116ZM253 115V114H252ZM263 115V114H262ZM198 116V117H197ZM246 116V117H247ZM250 116V115H249ZM257 116V117H258ZM133 117H135V119H133ZM224 118V121L222 122V119ZM256 117V118H257ZM261 117V116H260ZM96 118V119H95ZM230 119V121L229 120H225V119ZM251 118H253V116L252 117H250V118H248V120L249 121H251L250 119ZM255 118V117H254ZM256 118H255V120H256ZM98 119V120H97ZM100 119V120H99ZM141 119V120H140ZM258 119V118H257ZM260 119V118H259ZM258 119V120H259ZM133 122H132V121ZM136 120V121H135ZM139 120V121H138ZM172 120V119H171ZM217 120V121H216ZM254 120V121H255ZM94 121V122H93ZM135 121V122H134ZM254 121H252V125H256V123H254L253 124V122ZM261 121H262V119H261ZM182 122H184V123H182ZM188 122H190V123H188ZM216 124H219V125H215V123ZM219 122V123H218ZM228 122V123H227ZM264 121H262L261 123H263ZM91 123V124H90ZM93 123V124H92ZM135 123H137V124H135ZM140 123V126H138V124ZM168 124V123H167ZM184 124V125H183ZM198 124V125H197ZM214 124V125H213ZM224 124L226 125V127L224 128L223 126H224ZM259 124V125H258ZM145 125V126H144ZM211 125H213L212 126V128H211ZM257 125L258 126H260L261 124H260V122H258L257 123ZM262 125H264V123L262 124ZM135 126V127H134ZM258 126H256V127H258ZM95 127V128H94ZM214 127V128H213ZM254 128H255V126H253ZM135 128V129H134ZM138 128V129H137ZM143 128V129H142ZM150 128V127H149ZM260 128H264V126H262V127H260ZM260 128H258V130L260 129ZM91 129V130H90ZM124 129H125V131H124ZM129 129V130H128ZM143 130V132H145V133H142V131H141V133H140V130ZM145 129V130H144ZM226 129H228V130H226ZM89 130V131H88ZM212 130V131H211ZM222 130H225V133H222ZM255 130L256 131H258L256 128H255ZM261 130V129H260ZM91 131H93V132H91ZM122 132V134H121V132ZM123 131H124V134H123ZM129 131V132H128ZM207 131V132H208ZM91 132V133H90ZM120 132V133H119ZM128 132V133H127ZM224 132V131H223ZM231 132V133H230ZM259 132V131H258ZM263 132V131H262ZM261 132V133H262ZM100 133H101V136H100ZM260 133V132H259ZM85 134H86V136H85ZM92 134V135H91ZM121 134V135H120ZM139 134V135H138ZM145 134H146V138L148 139V134H149V140H147L146 138H144V136H145ZM228 134V135H227ZM263 134H264V132H263ZM89 135V136H88ZM112 135V136H111ZM116 135V136H115ZM122 135H123V137H122ZM207 135H208V137H207ZM82 136V137H81ZM118 136H120V138L118 137ZM126 136V137H125ZM143 136V137H142ZM160 136H163V135H159L158 137L160 138ZM258 136V135H257ZM260 136V135H259ZM79 137V138H78ZM88 137H89V140H88ZM129 137V138H128ZM82 138V139H81ZM83 138H85V139H83ZM115 138V139H114ZM262 138H264V136L262 137ZM261 138V136H260V139H262ZM66 139H68V138H66ZM92 139V140H91ZM100 141H99V140ZM110 139H111V141H110ZM114 141H113V140ZM122 139V140H121ZM128 139V140H127ZM258 139H259V137H258ZM118 140V141H117ZM124 140V141H123ZM83 141V142H82ZM96 141V142H95ZM262 141H264V140H262ZM91 142V143H90ZM122 142H124V143H122ZM130 142H131V144H130ZM136 144H135V143ZM223 141H221V142H219L220 144H223L222 143ZM261 142V141H260ZM62 143L63 142H61V143H59L58 145H59V148L61 149L62 147H63V145H62ZM100 143H102V144H100ZM104 143H106L105 144V146L103 145ZM118 143V144H117ZM121 143V144H120ZM128 143V144H127ZM64 144V143H63ZM91 144H95V146L97 147H95V149H93V148H91ZM110 144V145H109ZM114 144H115V146H114ZM120 144V145H119ZM126 144H127V146H126ZM130 144V145H129ZM162 144V143H161ZM161 144H159L160 145V147H164V145L162 144V146H161ZM262 144V143H261ZM117 145V146H116ZM262 145H264V143L262 144ZM61 146V147H60ZM90 146V147H89ZM112 146V147H111ZM124 146H126V147H124ZM130 146V147H129ZM133 148H132V147ZM109 147V148H108ZM58 148V146L56 145L55 147H54V149L52 148V149H49V150H46L45 151V153H44V161H45V163L46 164H53V161L56 159V153H55V150H58L59 149ZM84 148V149H83ZM88 148V149H87ZM100 148V149H99ZM129 148V149H128ZM175 148V149H174ZM173 148V150H177V147H174ZM227 147H225L224 149H223V151L224 152H227V151H225V150H229V148H227ZM97 149H98V153H96L97 152ZM106 149V150H105ZM112 149V150H111ZM84 150V151H83ZM94 150V151H93ZM131 150H134V154H133V152L131 151ZM77 151V152H76ZM90 151V152H89ZM89 152V156L87 155V153ZM93 152V153H92ZM125 152V153H124ZM91 153V154H90ZM137 155H136V154ZM228 153V152H227ZM122 154V156H120ZM130 154V155H129ZM230 154V153H229ZM73 155V156H72ZM91 155H92V157H91ZM100 155V156H99ZM132 155V156H131ZM231 155V154H230ZM84 156V157H83ZM94 156V157H93ZM119 156V157H118ZM135 156V157H134ZM112 157H114V158H112ZM120 157H121V159H120ZM129 157V158H128ZM132 157V158H131ZM96 158V159H95ZM108 158V159H107ZM132 160H131V159ZM52 159V160H51ZM134 159V160H133ZM114 160V161H113ZM131 160V161H130ZM86 163H85V162ZM98 163H97V162ZM116 161V163H114ZM149 161V162H148ZM83 162V163H82ZM96 162V163H95ZM107 162V163H106ZM121 162V163H120ZM131 162V163H130ZM146 162H148L149 164H153L152 162H153V160L152 159H149L148 158V160H146L145 161V163ZM84 163H85V165H84ZM124 163V164H123ZM69 164V165H68ZM76 164V165H75ZM80 164H81V166H80ZM90 164H91V166H90ZM87 165V166H86ZM101 165H103V166H101ZM233 165V164H232ZM231 165V166H232ZM73 166V167H72ZM84 166H86V167H84ZM88 166H89V168H88ZM107 166V167H106ZM116 166V167H115ZM153 166H155L154 164H153ZM152 165L150 166V168H147L146 167V165H144V170H145V172H146V177H145V184L143 185V186H145V187H149V190H145V191H143V190H141V189H137L136 191H134V192H132V193H130L129 194V197H128V199H126L125 201H123V204H122V207L120 208V210H119V212L117 213V215H115V217H114V219H113V222H112V224L111 225H105V226H103V230L107 233V235H106V238H105V240L102 242V249H103V252H102V257L101 258H99V257H97V255H95V253H94V251L82 240V234H83V229H84V222L82 221V217H83V213L81 212V209L79 210V208H75V210H74V218H73V221H72V224H71V227H70V229H69V235H68V237H67V240H66V245H65V252H64V259L65 260H62V263L63 264H68L69 262H74V264H83V263H89V264H108L109 262L110 263H112V264H202L201 263V261H200V259H199V257L198 256H196V255H198L197 254V248H194V246H192V245H190V246H192V247H190L189 246V242L190 241H192V240H194L192 237V240H190L189 239V241L187 240L188 238L187 237H182V233L183 232H179V234H180V236L179 235H173V234H169V230H171V226L173 227L175 224H178L179 222H180V220L181 219H183V218H181V215L184 213H188V214H191V213H193V211L195 212V213H198V208L196 209V207H194V209H193V207H192V209H193V211H192V209L191 208H189L187 205H186V202H187V197L185 198V194L187 195V194H190L191 193V191L193 190L192 188H194V190H195V187H196V189H203L202 188V186L201 185H199V184H201L199 181V183L197 184V181H196V183L195 182H193V183H191V182H185L186 183V185L187 186H185L184 188H182L181 186H179V185H183L184 184V182L182 183V179H181V177L180 176H173V175H170L171 177H173V180H172V178H168V177H170V176H166V175H168V174H166L165 172H162L161 171V169H159V167L157 168V166H155V167H153ZM80 167V168H79ZM97 167V168H96ZM102 167V168H101ZM151 167H152V169H151ZM230 167V166H229ZM229 167H225V170L227 171V169L229 168ZM233 168H235L234 167V165L232 166ZM232 167L231 168H229L228 169V171L230 170V169H232ZM55 168V167H54ZM51 168V173H52V178L54 179V181L56 180V182H58L59 183V173H58V170L55 168ZM71 168V169H70ZM108 168V169H107ZM115 168V169H114ZM75 171H74V170ZM102 169V170H101ZM113 169H114V172H113ZM120 169L119 170H117V171H120ZM122 169H124V167L122 168ZM211 169H212V167H211ZM56 170V171H55ZM107 170V171H106ZM110 170V171H109ZM89 171H91V172H89ZM151 171H152V173H151ZM158 171V172H157ZM56 172V173H55ZM76 172V173H75ZM88 172V173H87ZM92 172H94V173H92ZM153 172H154V174H153ZM112 173V174H111ZM86 174H87V176H86ZM110 174V175H109ZM152 174L154 175V176H152ZM57 175V176H56ZM166 176V177H165ZM177 177V178H176ZM178 177H180V179L178 178ZM166 178V179H165ZM176 179L177 180H182L180 183L179 182H176ZM58 180V181H57ZM162 182H161V181ZM169 180V181H168ZM171 180V181H170ZM75 181V182H74ZM84 181V182H83ZM94 181V182H93ZM98 181V182H97ZM154 181H155V183H157V182H161L160 183V185L159 184H157V185H159V186H154L155 185V183H154ZM173 181H174V186H179L178 187V190L177 189H174V186L172 185L173 184ZM86 182V183H85ZM170 182H172L171 184H169ZM57 183V187H59V188H61V190H60V192H61V194L60 195H65V196H67L68 195V193L66 192V190H65V187L62 185V183L60 182L59 184ZM89 183V184H88ZM101 184V185H100ZM193 186H192V185ZM93 185V186H92ZM171 185V187H169ZM190 185H191V187H190ZM86 186V187H85ZM88 186V187H87ZM117 186V187H116ZM161 186V187H160ZM195 186V187H194ZM90 187H92V188H90ZM160 187V188H159ZM86 188H88V189H86ZM89 188H90V190H89ZM98 188V189H97ZM106 188V189H105ZM172 188V190L174 189V191L173 192H171L172 190H170ZM180 188V189H179ZM183 189V193H182V189ZM92 189V190H91ZM94 189V190H93ZM100 189V190H99ZM185 189V190H184ZM88 190V191H87ZM102 190H103V193H102ZM170 190V191H169ZM179 190L181 191V193H182V195H181V193H179ZM148 191V192H147ZM176 191H178V193L180 194H178V193H176ZM88 192V193H87ZM93 192V193H92ZM94 192H97V193H94ZM168 192V193H167ZM172 194H171V193ZM185 193V194H184ZM85 194V195H84ZM148 194V195H147ZM173 196V198H172V196ZM174 194V195H173ZM184 194V195H183ZM132 195V196H131ZM135 195V196H134ZM94 197V200L93 199H90V198H92V197ZM99 196V197H98ZM102 196V197H101ZM166 197V198H165ZM182 197H184V198H182ZM77 199H78V197H76ZM83 198V199H82ZM165 198V199H164ZM181 198V199H180ZM252 198H253V201H252ZM252 198H250V202H249V204H248V207H250V208H248L250 211H252V209H253V211H254V208L253 207H255V210H256V206L258 205L257 203V201H259V198L258 197H252ZM256 198H258V200H255ZM97 200V201H96ZM99 200V201H98ZM172 200V201H171ZM179 200V201H178ZM184 201V202H182V201ZM255 200V201H254ZM83 201V202H82ZM92 201V202H91ZM93 201H95L94 203H93ZM181 201V202H180ZM249 201V200H248ZM247 201V202H248ZM77 202H78V200H77ZM89 202V203H88ZM101 202V203H100ZM246 202V203H247ZM254 202V203H253ZM83 203V204H82ZM172 203V204H171ZM185 203V204H184ZM250 203H252L251 204V206H249L250 205ZM256 203V204H255ZM171 205V206H170ZM183 205H184V207H183ZM252 205H254V206H252ZM87 206V205H86ZM81 207V208H82ZM237 208V210L238 211H242L243 210V206H241V209L239 208V207H236ZM245 208V207H244ZM246 208V209H247ZM252 208V209H251ZM111 209V210H110ZM79 210V211H78ZM249 210H247V212H248V216L246 217L247 219H249V217L250 218H252V216L254 217L253 219H254V221L251 219V221H253V222H250V219L248 220V221H246L247 219L245 218V221L246 222H243L244 221V219H241V220H237L238 221V223H239V227L241 228H239L238 227V229H239V232H240V234H239V232L237 233L236 232V234L238 235H236V234H233V235H231L230 236V240L229 241H231V243H229V246H230V244H231V246L229 247L228 246V249L230 248V253L232 252V253H234L235 254V256H233V257H236V261H235V263L236 264H259V261H260V259H259V257H260V253H259V250H257V244L256 243H258V244H260V236H262V239H261V241H263L264 239V234H263V232H262V230H260L258 227H260V225L258 224V223H256L257 222V220L255 219V214H256V212L255 213H253L252 215H249V213L251 214V212L249 211ZM91 211V212H90ZM168 211V212H167ZM191 211V212H190ZM240 211V212H241ZM77 212H78V214H77ZM81 212V213H80ZM183 212V213H182ZM79 213H80V215H79ZM79 215V216H78ZM81 216V217H80ZM168 220V221H167ZM243 220V221H242ZM256 220V221H255ZM242 222H243V226H242ZM247 222H248V224H247ZM246 223V224H245ZM251 223H256L255 225H253L254 227L256 226V228L258 229V230H256V228H252L253 226L251 225ZM141 224V225H140ZM171 224V225H170ZM246 225V226H245ZM247 225H249V226H251V229H252V232L249 230H247V228H249ZM167 228V229H166ZM170 228V229H169ZM244 229H246V231L244 230ZM255 229V230H254ZM73 230H74V232H73ZM182 230V229H181ZM240 230H242V231H240ZM244 230V231H243ZM124 231H126V232H130L131 233V236L135 239V242H134V244H133V241H132V237L130 238V237H127V236H125V234H122V233H124ZM140 231H142V233L144 234H142V233H140ZM152 231V232H151ZM183 231V230H182ZM248 231V232H247ZM255 231V232H254ZM247 232V233H246ZM250 232V233H249ZM254 232V233H253ZM261 232V233H260ZM168 233V234H167ZM74 234V235H73ZM110 234V235H109ZM112 234V235H111ZM81 235V236H80ZM123 236V238H122V236ZM141 235L143 236L142 238H141ZM170 235V236H169ZM256 235H258L259 237L257 238L256 237ZM125 236V237H124ZM238 238H237V237ZM232 237V238H231ZM248 237V238H247ZM250 237V238H249ZM185 238H186V240H185ZM245 238V239H244ZM247 239H249V240H247ZM146 240V241H145ZM234 240V241H233ZM244 240H246V241H244ZM257 240H258V242H257ZM163 241V242H162ZM165 241V242H164ZM175 241V242H174ZM249 241V242H248ZM167 242H169V243H167ZM189 244H188V243ZM245 242H247V243H245ZM163 243H165V245L163 244ZM185 243V244H184ZM239 243H240V245H239ZM256 244L255 246H254V244ZM128 244V245H127ZM130 244V245H129ZM142 244V245H141ZM237 244V245H236ZM123 245V246H122ZM248 245V246H247ZM143 246V247H142ZM189 246V247H188ZM236 246V247H235ZM250 246V247H249ZM254 246V247H253ZM129 247V248H128ZM132 249H131V248ZM138 247V248H137ZM196 247V246H195ZM253 247V249H251ZM256 247V249H254ZM122 248V249H121ZM129 250H128V249ZM190 249V250H189ZM151 250V251H150ZM232 250V251H231ZM257 250V251H256ZM250 251V252H249ZM239 252V253H238ZM175 253V254H174ZM237 253V254H236ZM252 253V254H251ZM258 255H257V254ZM173 254V255H172ZM188 255V256H187ZM248 255V256H247ZM178 256V257H177ZM187 256V257H186ZM195 257V258H194ZM198 257V258H197ZM239 259V261H238V259ZM259 259V260H258ZM114 261V262H113Z\"/></svg>",
  "mask_w": 264,
  "mask_h": 264
}]
</instances>
